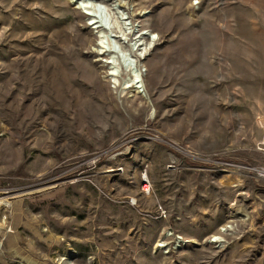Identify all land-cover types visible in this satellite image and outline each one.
<instances>
[{
	"label": "rangeland",
	"instance_id": "374dc122",
	"mask_svg": "<svg viewBox=\"0 0 264 264\" xmlns=\"http://www.w3.org/2000/svg\"><path fill=\"white\" fill-rule=\"evenodd\" d=\"M263 173L264 0H0V264H264Z\"/></svg>",
	"mask_w": 264,
	"mask_h": 264
},
{
	"label": "bare ground",
	"instance_id": "6f19581e",
	"mask_svg": "<svg viewBox=\"0 0 264 264\" xmlns=\"http://www.w3.org/2000/svg\"><path fill=\"white\" fill-rule=\"evenodd\" d=\"M69 1L71 3H73L74 0H69ZM74 4L78 5L77 6L78 8H80V6L84 7L82 5H79L77 3V1L74 2ZM85 10H86V12H83V14H85L86 16H90L89 10L87 8ZM88 20L91 21V19H88ZM90 29L91 30L94 29L95 32L97 33V41L95 42V44L93 46V50H92L93 53L97 57V61L102 62L103 58H105V60H104L105 65L102 64V67L105 66V68L107 70V72H106L107 75H109L115 82H118L119 75L121 73H123V70H122L121 65L119 63H117V56L115 55V52L112 49V47L105 45L104 40L106 39V36L104 35V30L98 25H94ZM151 37L152 38L150 40H149V37L146 38V40H148V42L147 41L143 42V44L145 45V48H141L138 51V53L136 55H134V57H135L133 60L134 67L127 69L126 78L123 79V84H121V89H123V90L128 89L129 91L136 92L137 94L143 93V98L145 100L148 99V95L146 94L147 91H146L145 84L143 81V75H142L140 63H141V59H142L141 55H143V57H144L146 51L152 46V44L154 45V41H158V39H159L157 36L154 37V35ZM143 40H145V38H143ZM143 44H141V45H143ZM130 66H132V65L130 64ZM91 74H92V72H91ZM231 186H236V183H232ZM143 190L145 191V190H147V188H143ZM2 202H3V200L0 199V210H2V208L4 207L2 205ZM239 213L242 214V217L240 220L244 221V220L248 219V215L246 212H241V211L234 212L235 215L239 214ZM3 220L5 221L4 218H3ZM229 229L231 230L230 227H229ZM221 231L224 232L225 229L220 230V232ZM211 239H213V240L210 242L220 241V236L215 235Z\"/></svg>",
	"mask_w": 264,
	"mask_h": 264
},
{
	"label": "built area",
	"instance_id": "2783aa9c",
	"mask_svg": "<svg viewBox=\"0 0 264 264\" xmlns=\"http://www.w3.org/2000/svg\"><path fill=\"white\" fill-rule=\"evenodd\" d=\"M145 186H146L148 189L145 190V191L143 190V191H144L145 193H148L149 187H148L147 184H144V185L142 186V189H143ZM0 194H1V193H0ZM182 243H184V242L182 241V239H180L179 237H177L176 240H174V242H173V244H172V248H173V250H176V248L180 247L179 244H182Z\"/></svg>",
	"mask_w": 264,
	"mask_h": 264
}]
</instances>
